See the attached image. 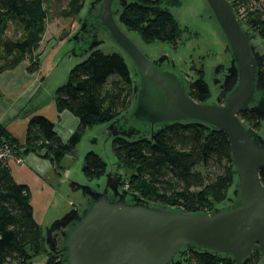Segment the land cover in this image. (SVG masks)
<instances>
[{
    "label": "water",
    "instance_id": "95a60500",
    "mask_svg": "<svg viewBox=\"0 0 264 264\" xmlns=\"http://www.w3.org/2000/svg\"><path fill=\"white\" fill-rule=\"evenodd\" d=\"M124 4V0H86L81 17L93 14L91 18L102 35L97 39L93 33V40L85 39V46L79 43L76 35L85 28L83 18L78 31L63 41L46 64L55 72H63L92 49L113 44L130 61L135 77L131 110L108 124L102 123L81 139L82 144L104 155L107 169L90 183L78 166L69 172L62 184L63 196L73 205L59 198L52 205L42 227L46 248L54 255L61 253L59 264H183L190 249L223 253L234 264H244L258 252L259 264H264V181L260 176L264 170V138L253 127H246L239 116L240 111L248 109L264 121V43L242 26L230 0H196V4L188 5L190 20L206 27L218 44L217 61L210 60L206 72L213 93L212 68L224 61V51L230 55L219 85L223 103L198 102L188 95L187 83L174 70L176 64L188 73L189 81L194 79L186 70L187 54L179 58V51L172 54L168 47H162L150 58L144 44L117 22L118 6ZM161 63L170 67L161 69ZM190 120L227 136L236 176L228 191L232 204L224 200L209 213H190L151 205L121 187L122 172L114 165L110 169L103 151L106 136L152 135L169 123ZM259 132L264 136L263 128Z\"/></svg>",
    "mask_w": 264,
    "mask_h": 264
},
{
    "label": "trees",
    "instance_id": "16d2710c",
    "mask_svg": "<svg viewBox=\"0 0 264 264\" xmlns=\"http://www.w3.org/2000/svg\"><path fill=\"white\" fill-rule=\"evenodd\" d=\"M48 0H0V72L11 69L22 60L29 73L37 72L39 83L44 76L40 64L45 53L39 50L50 15ZM86 0H65L57 15L76 19ZM118 6V23L122 30L135 32L146 44L155 41L176 49L181 44L182 27L168 9L179 0H124ZM242 26L264 42V3L262 0H230ZM68 35H61L63 40ZM46 48V47H45ZM194 66V64H191ZM194 79L186 91L195 101L210 97L204 70L192 67ZM133 67L118 52L104 53L98 47L73 65L65 81L53 93L57 112L68 110L78 118V125L63 141L53 123L41 114L32 115L23 141L12 136L0 124V264H33L44 252L45 264H59L48 251L44 230L36 223L30 204V191L17 183L8 166L9 158H23L28 153L47 159L58 177L68 169L66 156L75 155L85 130L108 124L130 111L134 103ZM253 120L254 113L240 115ZM113 165L122 172L121 186L137 193L151 205H164L190 213H209L226 199L236 182L230 161L228 138L221 130L198 121L169 123L162 130L141 136H111ZM106 162L97 153L88 151L82 162V173L89 180L106 172ZM263 179L264 174L260 172ZM232 192V191H231ZM183 264H234L227 255L204 249H190ZM258 252L244 264H259ZM262 263V262H261Z\"/></svg>",
    "mask_w": 264,
    "mask_h": 264
},
{
    "label": "crops",
    "instance_id": "0c3cea01",
    "mask_svg": "<svg viewBox=\"0 0 264 264\" xmlns=\"http://www.w3.org/2000/svg\"><path fill=\"white\" fill-rule=\"evenodd\" d=\"M67 37L50 46L47 41L40 64V71L46 72L41 85L37 72H27L25 60L0 72V124L19 141L24 140L27 122L34 114L44 115L51 120L54 130L63 141L68 139L78 125V118L68 110L57 112L52 93L60 84L57 74L51 77L54 68L46 66ZM8 166L13 179L28 187L33 218L41 227L57 198L73 205L63 196L64 174L58 177L47 159L28 153L19 161L9 158Z\"/></svg>",
    "mask_w": 264,
    "mask_h": 264
},
{
    "label": "rangeland",
    "instance_id": "374dc122",
    "mask_svg": "<svg viewBox=\"0 0 264 264\" xmlns=\"http://www.w3.org/2000/svg\"><path fill=\"white\" fill-rule=\"evenodd\" d=\"M264 3V0H262ZM65 3V0H48L47 5L50 7V15L47 21V28L46 32L44 34V38L42 39L40 45H39V50H44L46 43L48 41V46L51 44H57L59 41L58 38L61 35H68L70 36L71 33L76 29L80 22L81 18V11L78 17L75 19H70V18H62L57 15V11L59 9L58 5L60 4L63 5ZM191 4H196V0H179L178 5H168L169 11L172 13V15L176 18L178 23L182 27H187L186 31H183L181 34V44L177 46L176 49H173L170 47V45L162 43V42H153L151 44H146L143 43L137 34L135 32H130V31H125L128 33L129 36L133 37L135 40L140 41L144 44V46L147 48L149 55L156 54V51L160 50L162 47H168L171 51L172 54H175L177 51L179 53L177 56L179 58L182 57L183 54H187V59L188 62V67L186 70L188 72H191L194 75V72L192 70V67L194 68H202L204 70V76L205 79L208 82V79L206 78V72L208 71V62L211 60L213 62L217 61V48L218 44L214 43L212 41V34L211 32L203 26L198 25L197 23L193 22L189 18V10H188V5ZM118 22V18H117ZM256 37V36H255ZM254 37V39H255ZM253 39V40H254ZM260 39V38H259ZM261 40V39H260ZM262 41V40H261ZM263 42V41H262ZM264 43V42H263ZM49 48V47H48ZM47 48V49H48ZM102 52L104 53H109V52H118L119 49L114 46L113 44H104L103 46L98 47ZM50 50V49H49ZM264 50V49H263ZM194 64L192 66L191 64ZM75 65V64H74ZM72 67V66H71ZM67 68L63 72H55L53 71V76H58L59 84H62L67 76L68 71L70 68ZM42 75L45 77V71H41ZM63 73V75H62ZM63 76V77H62ZM50 78L48 80L49 84ZM211 96L215 100V93L211 92ZM101 124L95 125L93 127L87 128L81 137V139L86 136L87 134L92 133L97 127H99ZM264 129V125L261 127ZM88 151H93L97 154H99L104 160L105 157L104 155L97 149L93 147H88L84 144H82L81 140L79 144L77 145L76 152L74 157L72 158L71 156H67L64 158L63 162L69 166L68 172L65 174L63 173V180L67 178L69 172L75 167L78 166L79 172L82 173V162H83V157ZM103 151L105 155L107 156L109 163H110V169L113 167V163L115 161V157L111 152V137L109 138L106 136L103 140ZM106 162V160H105ZM83 177L86 179L88 183H90L91 180H89L84 174L82 173ZM99 179V178H98ZM225 201H228L230 203L231 199H226ZM46 262V255L42 251L33 259V264H45Z\"/></svg>",
    "mask_w": 264,
    "mask_h": 264
},
{
    "label": "flooded vegetation",
    "instance_id": "af4514ba",
    "mask_svg": "<svg viewBox=\"0 0 264 264\" xmlns=\"http://www.w3.org/2000/svg\"><path fill=\"white\" fill-rule=\"evenodd\" d=\"M93 15V14H92ZM91 14L88 16V15H86V14H84V16H82L81 18H80V22H79V26H80V23H81V20L83 19V18H85L86 19V25H85V28L83 29V30H81V31H79L78 32V35H76V40L80 43V42H83V46H85L86 44V42L91 38V36L93 35V33H96V36H97V39L99 38V36L100 35H102V31L98 28V25H97V23H96V20L95 19H93V18H91V16H92ZM79 26L74 30V32L73 33H71V35L70 36H73L74 35V33H76L77 31H78V29H79ZM69 37V36H68ZM68 37H67V39H68ZM85 39H88V40H86L85 41ZM92 39V38H91ZM93 40V39H92ZM224 49V48H223ZM256 49H258L257 47H256ZM259 50V49H258ZM264 51V50H263ZM262 50H259V52L261 53V52H263ZM149 57L150 58H152L150 55H149ZM158 57V56H157ZM224 61H221L220 63H217L216 65H214L213 66V68H212V73H213V77H212V79H211V83H212V86L214 87V89H215V100H212V101H209V99L211 98V92H212V90H211V88H210V86H209V84H208V82H207V80H206V82H207V84H208V87H209V91H210V97L208 98V100L206 101V102H213V103H216V104H221V103H223V101H224V94H221L220 93V91H221V89L219 88V85L222 83V81H223V77H224V72L222 71V69L223 68H225V67H228L229 66V60H230V55H229V53L228 52H226V51H224ZM154 58H156V57H154ZM169 58V57H168ZM170 59V58H169ZM172 60V59H171ZM173 61V60H172ZM174 63V62H173ZM218 64H222V66H217ZM175 65V67H174V70H176L179 74H181L182 75V78L185 80V82L187 83V86H188V83H189V78H188V73H186L185 71H183V70H180V69H178L177 68V66H176V64H174ZM161 69L162 68H169L170 67V65H169V63H161L160 64V66H159ZM215 68H217L218 70H217V72H215L214 70H215ZM180 72H182V73H180ZM187 86H186V88H187ZM242 113L243 114H250V113H253L251 110H248V109H246V110H242V111H240L239 112V116L240 115H242ZM255 115V114H254ZM255 117H257L256 115H255ZM241 118V117H240ZM242 119V121H243V123H244V125L246 126V127H248V126H251V127H253L263 138H264V136L259 132V129H261V127L264 125V121H261V120H259L258 119V117L257 118H255V119H253L252 121L250 120H247L246 118H244V116H243V118H241ZM261 173L262 174H264V170H262L261 171ZM263 181H264V177H263ZM98 190H101V187L100 188H98ZM83 202V201H82ZM84 202H85V197H84ZM232 202H233V200L232 201H230V203H228V204H232ZM227 205V204H226ZM61 253H59V254H52V255H54V256H57V258L59 257V255H60Z\"/></svg>",
    "mask_w": 264,
    "mask_h": 264
},
{
    "label": "built area",
    "instance_id": "2783aa9c",
    "mask_svg": "<svg viewBox=\"0 0 264 264\" xmlns=\"http://www.w3.org/2000/svg\"><path fill=\"white\" fill-rule=\"evenodd\" d=\"M6 155H8L7 149H4V150L0 151V158L3 157V156H6ZM16 161H19V158H17ZM121 187L124 188V189H127V185L126 184L122 185Z\"/></svg>",
    "mask_w": 264,
    "mask_h": 264
}]
</instances>
